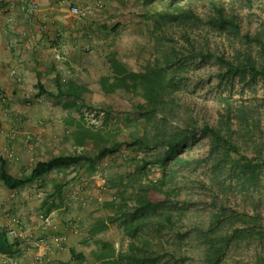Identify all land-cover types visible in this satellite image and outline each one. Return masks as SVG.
Returning <instances> with one entry per match:
<instances>
[{
	"label": "trees",
	"instance_id": "obj_1",
	"mask_svg": "<svg viewBox=\"0 0 264 264\" xmlns=\"http://www.w3.org/2000/svg\"><path fill=\"white\" fill-rule=\"evenodd\" d=\"M134 1L151 22V58L134 72L114 52V76L100 81L106 93L140 96L129 139L80 124L78 146L91 141L101 149L38 162L24 179L2 161L0 181L13 190L57 169L125 161V172L105 176L112 196L88 232L92 261L70 248L69 264H264V103L220 94L210 110L189 90L207 76L222 92L238 87L243 96L259 85L264 93V17L254 30L245 26L241 10L251 0ZM202 141L206 148L192 154ZM112 230L125 238L119 248ZM7 236L0 227V254L16 258Z\"/></svg>",
	"mask_w": 264,
	"mask_h": 264
},
{
	"label": "crops",
	"instance_id": "obj_2",
	"mask_svg": "<svg viewBox=\"0 0 264 264\" xmlns=\"http://www.w3.org/2000/svg\"><path fill=\"white\" fill-rule=\"evenodd\" d=\"M117 2L0 0V165L4 161L14 178L29 176L38 162L72 155L68 151L77 143L75 128L82 124L76 113L85 104H97L93 96L128 93L123 89L106 93L100 83L101 78L114 76L110 64L114 52L125 69L137 72L119 52L121 40L113 36L123 34L125 27L108 20L125 13L126 2ZM70 5L83 9L85 17L73 18ZM78 95L81 99H76ZM106 103L107 109L114 108L110 100ZM68 127L74 129L68 132ZM95 173L96 168L85 165L57 169L13 190L0 181V227H21L28 233L23 240L7 236L18 264H55L54 253L62 249L52 246L43 251L38 247L43 238L70 235L72 244L67 239V245L76 250L82 241L89 244L96 210L82 214L88 206L80 195V212L62 214L78 200L71 194L75 189L96 184ZM59 187L61 195L56 192ZM51 205L57 207L47 215L52 225L45 228L42 220ZM76 227L87 233L85 240ZM37 253L44 255L40 263L35 261ZM0 264H5L1 258Z\"/></svg>",
	"mask_w": 264,
	"mask_h": 264
},
{
	"label": "rangeland",
	"instance_id": "obj_3",
	"mask_svg": "<svg viewBox=\"0 0 264 264\" xmlns=\"http://www.w3.org/2000/svg\"><path fill=\"white\" fill-rule=\"evenodd\" d=\"M115 3H118L117 0H113ZM125 1V6L123 11L125 13L118 14L114 16V18H109V22L111 25L119 24L125 27L124 33L114 34V38L119 37L120 43L122 44L118 49L122 56H125L129 62V66L131 69L136 70L137 72L142 70L151 58L150 50L147 48V44L149 41V34L151 30V22H148L143 18L145 9L141 6H138L134 0H123ZM241 15L244 18L245 26H249L250 30H254L259 27L262 18L264 17V0H251V3L247 5L243 10H241ZM208 66L202 72L208 74L207 72ZM201 85L196 86V82H192L189 85L190 92H194L195 97L199 102H205L210 110H213V101L220 95L224 94L230 95L231 99L235 102L240 101H249L257 106H261L264 102V93L260 89L259 85L256 87L257 92H252L249 90H245L243 96L241 93H238V87L232 91V93L222 92V89L218 88L217 82L213 80L211 84H209L208 77L202 79L200 82ZM95 98V102H98L95 105L85 104L86 108H88L91 112L90 115L86 116L83 108L80 112H77V118L81 120L84 128L96 127L98 129H105L109 132H112L116 137L117 142L126 141L129 139V134L135 128L133 124L129 121L130 113L134 112L136 105L141 101L139 95L134 93H120L114 94L110 96H106L103 94L93 96ZM106 100H110L113 102V109H107ZM85 108V107H84ZM262 109V107H260ZM92 115V116H91ZM73 127H68L67 130L72 131ZM77 127L75 131H77ZM111 144V142L109 143ZM103 147L102 144L93 143L91 141H87L84 146H78L77 143L74 145L71 144L68 153L72 155L77 154H92L97 150ZM205 142L202 141L197 144V146H193L190 150L192 154H199L205 149ZM100 165L96 168V173L94 174L95 185H92L90 189L82 190L75 189L71 194H73L78 200H74V204L70 209H66L63 212V217L71 216L77 214V211L80 212L79 207V199L84 197V204H87L88 208L83 210L84 215L87 212L92 210H98L102 207V202L105 199H109L112 196V192L106 189L105 176L110 172H125L126 164L125 161L121 158L113 160L108 166ZM71 192V191H69ZM90 208V209H89ZM78 209V210H77ZM71 210V211H70ZM94 210V211H93ZM264 213V208H263ZM205 214L202 212V215ZM98 215H95L96 218ZM68 218V217H67ZM67 218H63L62 220H66ZM69 220V219H67ZM91 221V219H90ZM67 222V221H66ZM52 225V224H51ZM79 231V235L85 240L86 232L81 231V228L76 227ZM110 238H113L116 242V248H119L122 243L125 242L124 236L120 232H115L112 230L109 233ZM69 241V244H72L70 241V235L66 237V241ZM67 241V242H68ZM65 243L66 250L56 251L54 263L55 264H69L71 255L69 249L70 245ZM71 242V243H70ZM78 252H83L88 258V261L91 260V246L86 243V240L81 244L76 245ZM53 251V250H52ZM64 251V252H63ZM92 261V260H91Z\"/></svg>",
	"mask_w": 264,
	"mask_h": 264
},
{
	"label": "built area",
	"instance_id": "obj_4",
	"mask_svg": "<svg viewBox=\"0 0 264 264\" xmlns=\"http://www.w3.org/2000/svg\"><path fill=\"white\" fill-rule=\"evenodd\" d=\"M70 14L73 18L77 20H82L85 17V11L76 5H70ZM85 115H90V110L88 108H84ZM92 116V115H91ZM52 223L51 216L44 217L42 220V226L47 228L50 227ZM5 230L7 235L13 240H23L27 237V230L22 229L21 227H12V226H5ZM66 243L65 236H53L51 238H43L38 242V247L42 248L43 251L50 249L52 246H57L58 248L64 250ZM44 255L43 253H37L35 256V261L40 263L43 261ZM0 258L4 261L5 264H18L17 259L9 258L4 255L0 254Z\"/></svg>",
	"mask_w": 264,
	"mask_h": 264
}]
</instances>
